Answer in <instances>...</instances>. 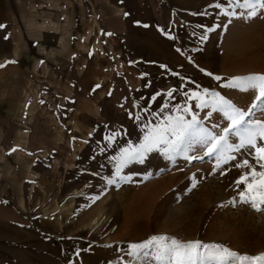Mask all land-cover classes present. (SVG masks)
I'll return each instance as SVG.
<instances>
[{
  "label": "rangeland",
  "instance_id": "rangeland-1",
  "mask_svg": "<svg viewBox=\"0 0 264 264\" xmlns=\"http://www.w3.org/2000/svg\"><path fill=\"white\" fill-rule=\"evenodd\" d=\"M244 4L0 0V264H161L129 254L154 236L264 254V203L241 202L236 184L245 159L260 170L254 150L217 166L192 137L117 171L177 117L224 135L231 122L196 94L264 123L258 92L227 86L264 74V8Z\"/></svg>",
  "mask_w": 264,
  "mask_h": 264
},
{
  "label": "snow or ice",
  "instance_id": "snow-or-ice-1",
  "mask_svg": "<svg viewBox=\"0 0 264 264\" xmlns=\"http://www.w3.org/2000/svg\"><path fill=\"white\" fill-rule=\"evenodd\" d=\"M218 7V6H217ZM244 7L248 9V15H256L258 8H264V0H245ZM211 75V74H209ZM216 79H220L216 77ZM231 88L240 89L241 91H256L258 95L256 99L264 104V74L249 75L246 77L233 78L227 85ZM211 95L213 99L209 102L204 96ZM196 98L200 100L198 107H206L211 104L213 110L223 111L224 116L231 122L228 128L224 129V135H213L212 132L198 127L196 117H192L191 122H187L183 117H177L175 121H169L166 127L149 128L144 136V142L138 148L129 147L121 153L120 160L117 164V171L124 164L131 160L143 162L146 153L153 149H161L165 154H171L182 149L185 141H188V148L191 147L192 137H196L198 142L206 146L205 155L217 157V166L221 160L227 162L235 159L233 156L227 155L228 152L248 147L254 150V159L259 167H253L249 161L245 159L236 167L247 168L248 171L236 180L241 202L251 203L256 210H260L258 204L264 203V123L260 121L249 122L246 119L245 111L233 105L223 97L205 92L203 96L196 94ZM253 109L257 105H252ZM189 111V109H185ZM235 131V135L239 137L240 143L233 149L227 144V136L230 132ZM169 137H173L170 139ZM171 158V157H170ZM188 159H196L190 157ZM243 185V188L239 186ZM195 187V184H193ZM152 249L155 253L154 258L161 264H264V254L256 257L240 255L229 250L226 247L216 244H203L200 241L181 243L174 238L167 236H154L145 244L131 245L130 255L137 256L141 252L147 256L151 253L144 251Z\"/></svg>",
  "mask_w": 264,
  "mask_h": 264
}]
</instances>
